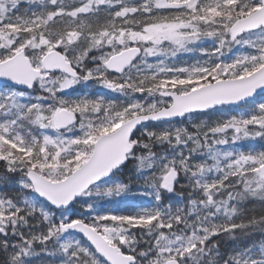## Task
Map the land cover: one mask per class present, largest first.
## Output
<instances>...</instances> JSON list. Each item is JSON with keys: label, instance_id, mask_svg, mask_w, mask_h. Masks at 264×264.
<instances>
[{"label": "snow or ice", "instance_id": "6c2138e0", "mask_svg": "<svg viewBox=\"0 0 264 264\" xmlns=\"http://www.w3.org/2000/svg\"><path fill=\"white\" fill-rule=\"evenodd\" d=\"M0 264H264V0H0Z\"/></svg>", "mask_w": 264, "mask_h": 264}]
</instances>
